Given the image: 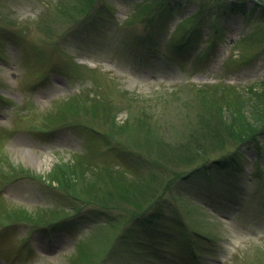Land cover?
<instances>
[{"label": "rangeland", "instance_id": "1", "mask_svg": "<svg viewBox=\"0 0 264 264\" xmlns=\"http://www.w3.org/2000/svg\"><path fill=\"white\" fill-rule=\"evenodd\" d=\"M263 80L264 0H0V264H264V133L157 153Z\"/></svg>", "mask_w": 264, "mask_h": 264}, {"label": "trees", "instance_id": "2", "mask_svg": "<svg viewBox=\"0 0 264 264\" xmlns=\"http://www.w3.org/2000/svg\"><path fill=\"white\" fill-rule=\"evenodd\" d=\"M199 16H201V18L198 17L201 24V19H203V15L200 14ZM193 22L194 21H192V23ZM230 90H231V92L229 93L230 97L234 92V97L231 99V101L228 102L225 98L222 99V101H226L224 103L227 104V108L229 109L228 119L227 117H225L227 121L224 120V124L221 125L222 120L220 118H223L222 115L223 113L220 104L215 103L210 106H206L207 114L210 115V118L216 119L215 121L209 120L205 122L207 130H211L212 134L208 133L206 130H203L202 128L199 131H195L193 138L194 141L196 140V142L194 143L191 142L192 140H190L186 146V147L193 146V150H190L191 149L190 148L187 152H183L184 150L181 149L171 150V148H169L168 146H164V147L161 146V148H157L159 151L157 153H161L160 154L162 156L161 158L164 160L165 165L167 167H171V166L178 167L181 165L188 167L191 164L192 165L197 164L198 162L206 160L211 157V155H209L204 158L205 153L208 150H212L213 153H217L227 149L231 145L239 147L242 144H244V142L249 141L259 133L261 132L264 133V80L248 87L249 90L248 94H250L249 99H247L245 96H242V92L236 88H231ZM251 100H253L254 102L251 103L250 102ZM205 133H208L209 135L208 136L204 135ZM202 136H204V139H202ZM62 172H66V174L63 173L62 176L60 175L61 177L57 178L58 179L57 181L61 186L63 184L65 185L69 183V180L64 178L66 177L65 175H67L68 169L62 170L61 173ZM116 173L119 174L118 171ZM75 181L77 185L81 183V181L79 180L75 179ZM107 184L112 185L113 188L115 187V189H116L115 185H117V187L119 186L117 192L121 195L127 192L126 189L128 188L134 189L135 187L132 181L127 180L126 178L121 177L119 175H116L113 178L110 176V182H108ZM168 186H166L165 189H167ZM95 188H96L95 185L93 184L91 185V183H88L85 188V191L82 193L85 194V197L88 196V198L90 199H96L103 202L105 198L100 195H105V194L108 195L111 192V191H104L105 194H103V191L98 190V188L96 189ZM157 188H158L157 185L148 187L146 190H144L143 194H141L142 195L141 198H135L133 201L139 202V204L151 203V201L157 195L155 194L156 191L158 190ZM76 197H78V195H76ZM129 197L130 196L126 195V198ZM143 206L144 204L140 208L142 209ZM48 215L49 214H46L45 212L42 211L37 215H32V214L29 215L26 210H19L13 213L14 218L11 217V219L14 221H29L30 223H34V224H40V223L47 224L46 221H48L47 220V217L49 218ZM53 218H56V216H54Z\"/></svg>", "mask_w": 264, "mask_h": 264}]
</instances>
